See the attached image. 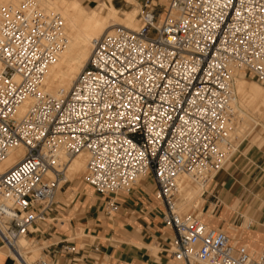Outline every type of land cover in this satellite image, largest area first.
Returning a JSON list of instances; mask_svg holds the SVG:
<instances>
[{"label": "built area", "instance_id": "built-area-1", "mask_svg": "<svg viewBox=\"0 0 264 264\" xmlns=\"http://www.w3.org/2000/svg\"><path fill=\"white\" fill-rule=\"evenodd\" d=\"M139 21L94 40L69 93L55 98L41 87L62 46L63 19L30 0L0 3V165L25 149L0 174L5 246L12 251L50 220L67 163L86 151L84 179L98 194L129 193L153 178L176 261L264 264V247L238 250L223 230L177 205L181 175L210 184L230 155L234 72L264 83V0H169L164 17L146 4ZM62 249L78 252L67 241Z\"/></svg>", "mask_w": 264, "mask_h": 264}, {"label": "crops", "instance_id": "crops-1", "mask_svg": "<svg viewBox=\"0 0 264 264\" xmlns=\"http://www.w3.org/2000/svg\"><path fill=\"white\" fill-rule=\"evenodd\" d=\"M239 155L228 158L214 176L203 198L202 221L223 230L236 249L257 254L264 247V183H259L264 174L251 183L244 170L249 157L243 154L236 163ZM156 189L149 182L117 195L98 194L91 186L78 189L69 205L57 203L51 222H39L32 237L48 243L43 256L50 264H184L173 258L175 234L163 221L165 208ZM65 241L78 252L64 251ZM10 252L0 236V264H20Z\"/></svg>", "mask_w": 264, "mask_h": 264}, {"label": "bare ground", "instance_id": "bare-ground-1", "mask_svg": "<svg viewBox=\"0 0 264 264\" xmlns=\"http://www.w3.org/2000/svg\"><path fill=\"white\" fill-rule=\"evenodd\" d=\"M4 1L5 0H0V3H4ZM30 1L37 5L46 15L54 12L61 16L64 21L63 42L61 49L59 50L56 59L49 66L41 87V91L44 94H48L55 98L64 97L69 93L78 75L82 72L90 59L94 40L99 39L108 32H113L118 27L136 30L138 29V26H140V23L137 22V18L133 13H131L132 15H128L124 21L120 20L118 10L112 3L110 5L103 4L98 10H92L89 12L84 7L82 0ZM160 1L164 2L165 0ZM22 2V0H7L6 4L18 7ZM128 2L131 4H138L139 0H128ZM243 74V72L238 70H236L233 74L235 100L231 104L233 112L231 134L234 133L238 136L243 134V130L245 129L243 122L248 117L244 119V115H247L246 113L248 111L254 112V110H258L264 105V88L252 81L246 80ZM30 102L31 100L26 101L24 105L19 108V116L24 115ZM249 118L251 119V117ZM253 127L250 126V128ZM248 132H250V130L247 131V133ZM231 145L232 144L230 143V147H232ZM230 153L232 154V152ZM24 155L25 149L23 147L13 150L8 159L0 165V174L5 173L8 169L15 166L23 159ZM89 158L90 155L88 152L86 153V151L72 157L70 159L71 161L69 160V163H67L65 167L64 181L67 173L70 177H73L80 174L82 171L85 172L84 169L87 167V159L89 161ZM219 171L213 173L210 177L216 176ZM144 177H150V175ZM202 179L203 178H195L194 176L188 174L181 175L177 181L179 194H181L185 199H188L191 195L196 193L203 194L207 185L202 181ZM194 181L198 182L199 185L195 184ZM178 210L184 214V212L180 210L179 205ZM32 253L33 247L29 245L26 237H22L17 240L11 251V254L14 257L21 256L20 258H22V261L26 264H31L29 262V258Z\"/></svg>", "mask_w": 264, "mask_h": 264}, {"label": "rangeland", "instance_id": "rangeland-1", "mask_svg": "<svg viewBox=\"0 0 264 264\" xmlns=\"http://www.w3.org/2000/svg\"><path fill=\"white\" fill-rule=\"evenodd\" d=\"M82 1L84 4V7L89 12L92 10H98L103 4H109L110 5L112 3L114 5V7L118 10L120 20L124 21V19L128 15H132L131 13H133L136 16L138 23H140L139 18L141 16L142 12L146 9V4H149L150 8L154 9L158 15H161L162 17H164L166 14V8H167L168 3H169V0H165L166 2L165 1L161 2L160 0H149V1L148 0H139L138 4H131L130 2H128V0H82ZM6 3H7V0H5L3 4H6ZM243 76L245 77L246 80L252 81V82L256 83L257 85H259L260 87L264 88V83L258 82L256 79L252 78L250 75L243 74ZM248 112H250V113H248ZM248 112L246 113L247 115H244L245 117H243L244 119L246 117H248L246 119L248 121L244 120V122H243L244 128L246 129V130L244 129L245 131L243 130V134H241L240 136H238L237 134H234V133L231 134V139H230L231 142L230 143L232 144L231 145L232 146L231 147L232 154L230 153L231 155L229 157V160L231 161L238 153V154H240L239 155L240 157H238V160L236 162V163H238V161L241 158H244L245 155L247 154L249 157L248 158L249 161H247V162H249L248 163L249 166H247L245 168L243 167V168H244L246 175H247L248 179L250 180V182L251 183L257 182L258 183L259 182L258 180L260 178H257L255 180H254V178L260 172H261L260 173L261 175L264 174V105L262 107H260L258 110L257 109L254 110V112L253 111H248ZM251 112H253V113H251ZM248 114H249V116H248ZM254 114H255V116H254ZM249 117H251V119ZM251 124H253V125H251ZM250 126L251 127L254 126L253 127L254 129L250 128ZM249 130H250V132L247 133V131H249ZM243 154H245V155H243ZM87 164H88V159H87ZM230 164L231 163H229L228 166H230ZM86 168L84 169L85 172H86ZM234 168H235V166H233V169ZM85 172L82 171L80 174L75 175L73 177H70L67 173V176L65 179V180H67V182L66 183L61 182V184L57 190L56 197H55V201L57 203L69 205L74 200V197H75V195L72 194V192H75L78 189H81L84 187L88 188L89 185L86 183V181L84 179ZM215 177H214V179H215ZM192 181H193V178H192ZM213 181L210 184H207V188H206V191L204 192L203 196L201 193H196L194 195H191L188 199H185L178 192L177 200H178V205H179L180 210L182 212H184V214L189 213V214L198 215L203 220V214H202L203 198H206V196H208L209 193L211 192L208 189L212 186ZM145 182H149L153 187H155L154 180L151 176L150 177H143L142 179H140L138 181L137 185H140V184L145 183ZM194 183L199 185V183L196 181H194ZM259 183L262 184L264 182H259ZM65 196H66V198H65ZM201 196H202V198H201ZM47 222H51V220H48ZM46 224H48V223H46ZM46 224H42V226L45 228V227H47ZM42 226L39 225V227L43 228ZM26 239H27L29 245H31V247H33V253L31 254V257L29 258V262L31 264H37V261L43 256L44 249L48 246V243L37 241V239L33 238L32 235L27 236ZM34 250H35V252H34ZM12 257L15 258L13 255H12ZM194 264H200V263L195 262Z\"/></svg>", "mask_w": 264, "mask_h": 264}]
</instances>
